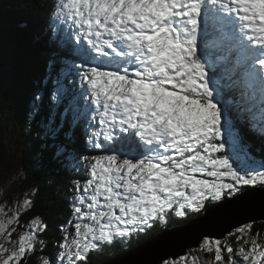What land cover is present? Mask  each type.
<instances>
[{"label":"snow or ice","instance_id":"snow-or-ice-1","mask_svg":"<svg viewBox=\"0 0 264 264\" xmlns=\"http://www.w3.org/2000/svg\"><path fill=\"white\" fill-rule=\"evenodd\" d=\"M54 8L57 18L75 28L74 55L82 61L66 65L65 74L76 70L80 98H90L95 107L70 102L59 125L54 107L47 128L55 138L71 113L72 128L87 121L88 146L103 154L72 157L89 176L73 208L79 222L60 245L59 259L43 258L41 264L83 262L101 244L166 222L170 212L184 217L187 209L200 211L210 200H241L244 186H264V171L234 166L247 153L214 71L226 57L212 51L224 46L223 28L230 26L228 52L235 56L230 78L248 99L259 94L253 119L264 130V0H58ZM210 27L218 33L212 41ZM54 63L49 61V74ZM54 83L51 99L59 105L64 88L59 77ZM31 203L23 200L25 208ZM15 213L0 207V240L11 241L19 208ZM46 228L37 216L13 247L0 243V264H23L38 244L45 247L40 234ZM251 228L244 224L236 232L247 235ZM243 243L251 248L238 249L242 261L264 264V244L255 238ZM199 250L214 253L215 264H237L233 247L221 239L205 237ZM197 260L192 256L191 264ZM164 264L189 261L181 256Z\"/></svg>","mask_w":264,"mask_h":264},{"label":"trees","instance_id":"trees-1","mask_svg":"<svg viewBox=\"0 0 264 264\" xmlns=\"http://www.w3.org/2000/svg\"><path fill=\"white\" fill-rule=\"evenodd\" d=\"M56 3L58 0H0V110L2 111L0 112V151L10 161L21 159L23 175H18L19 187L21 190H32V203L24 214L26 222L29 218L38 216L47 225L46 230L40 234L45 247L41 249L38 244L36 251L28 255L25 264H39L43 258L53 259L59 243L73 231L76 223L73 212L74 199L77 192L82 189L86 173L77 169V163L67 161L65 153L60 152L58 155L59 149L64 148L63 145L72 140V146L78 150L75 152L80 161L83 160V155L90 157L96 153L88 150L85 138L83 139L81 134L86 121L81 120L75 128H72L65 118L63 123L65 129L61 128L55 138L47 128L53 107L56 108L58 121L61 119L58 111L61 109L64 112L70 105L64 95L59 105L51 97L56 92L55 79L59 77L61 82L66 81L65 66L70 68L75 64L76 59L75 44L72 40L66 39L70 31L64 29L65 21H61L54 14ZM50 60H55L51 74H49ZM74 71L75 69L72 70ZM62 84L65 91L64 82ZM76 89L77 86H74L70 90L72 100L77 98L74 94ZM37 96L41 99L38 102V110H34ZM232 97L234 102L239 101L241 104L234 106V112L236 116L239 113L243 116L250 130L248 134L250 144L251 141L255 142L252 147L258 153L259 159L264 160V136H257L246 119V112L256 111L255 106L251 108L252 110L241 111V108L247 105L252 107L254 103L250 100L245 102L241 92L238 93L237 90L232 91ZM69 115L72 119L71 113ZM56 124L58 125V122ZM69 131L72 132L71 138L65 136ZM14 148L16 150L12 153ZM16 154H20V157L14 156ZM212 202L207 201L205 208ZM205 208L200 211L187 209L184 217H178L170 212L166 222L156 221L147 230H141L130 236L128 243L114 240L111 244L99 247L90 252V256L85 261L77 264H107L140 247L164 231L167 226L186 224L197 219ZM258 223L261 225L258 231L254 232L251 228L248 234L243 236L232 231L231 235L228 234L222 240L233 247L232 258L237 264H244L238 249L251 248L250 243L247 245L243 243L245 239L255 238L258 243L264 244V221ZM238 236H241V239L238 240ZM194 250L195 252L191 251L190 254L193 253L192 256L198 257L197 264H215L214 253L200 251L199 246ZM223 256L225 261L229 259L226 250L223 251ZM178 259L179 257L167 261Z\"/></svg>","mask_w":264,"mask_h":264},{"label":"water","instance_id":"water-1","mask_svg":"<svg viewBox=\"0 0 264 264\" xmlns=\"http://www.w3.org/2000/svg\"><path fill=\"white\" fill-rule=\"evenodd\" d=\"M264 221V187L244 189L241 200L228 197L215 201L195 220L181 229L169 228L115 261L124 264H162L171 257L185 254L190 246L199 245L205 237L224 239L233 229L248 223ZM194 240L191 245L190 241Z\"/></svg>","mask_w":264,"mask_h":264},{"label":"rangeland","instance_id":"rangeland-1","mask_svg":"<svg viewBox=\"0 0 264 264\" xmlns=\"http://www.w3.org/2000/svg\"><path fill=\"white\" fill-rule=\"evenodd\" d=\"M68 27H69V22H68L67 25H65V29H67ZM41 35H43V34H41ZM216 79H218L217 76H216ZM39 84H40V82H38V85ZM41 85L43 86L42 83H41ZM64 97H65V100H68V96L66 95V93H64ZM0 106H1V104H0ZM0 112H2V111L0 110ZM61 113H62V110L60 109L58 111V114L60 115ZM50 114H52V113H50ZM57 122H58V125H59L60 122H61V119L58 120V121L56 120V123ZM62 129H65L64 125H63ZM72 144H73L72 140L68 141V144H64L63 145L64 148H63L62 152L66 154L67 161H70V163H74L75 164V163H77V160L72 159V157L73 156L78 157L76 152H75V151H78V150L75 147H73ZM69 146H70V148H69ZM15 148L12 149V153L16 150ZM14 156L20 157V154H16ZM14 158H12V159H14ZM15 160L16 161L8 160L6 158V155H4V153H2L0 151V207L4 208L5 209V213L6 214H10V215H15L16 214L15 210L17 208H19V210H20V214H19V218H18L17 223L13 224L11 226V229H10L13 232L12 237H11V241L0 240V243H5V246L8 247V248H11V247L14 246V244L12 242L18 240V237L20 235H22L23 232L28 229V227L31 224V220H32V219L29 218L28 222H26V216L24 214L28 211L30 206L28 208H25L23 206V200L24 199H29V200L32 201V198H31L32 190H21L20 189L18 175H23L22 170H21V167H22L21 166V159L20 160L15 159ZM261 165H264V161L263 162H259V161H257V159L253 160V159H251V158H249L247 156L244 159H242V160H238L236 162V164H234V166H245V167H249L250 169L251 168H255L258 171H264V167H261ZM88 178H89V176H88V174L86 172L85 179L87 180ZM79 192L80 191L77 192L76 197L78 195L82 194L83 189H82L80 194H79ZM76 197L74 199L75 205H76ZM0 218H3V217H0ZM76 222H79V221L77 220ZM85 222H88V221H85ZM185 225L186 224H184V223L181 224V225H176V226H171L170 225V226H167L165 228V230H167L169 228L181 229ZM260 228H261V225H259L258 222L252 224V229L254 230V232L258 231ZM236 229H234L233 231H236ZM71 235H74V230L71 232ZM68 238H71V237L68 236ZM211 239H216V237L211 238ZM63 242H64V240H62L59 243L58 249L55 251V258L52 259V261H56V260L59 259V255L58 254H59L60 251L63 250L60 247V245ZM193 243H194V240H191L190 244L192 245ZM198 246L199 245L190 246L187 249V251L185 252L186 255L182 254V255H180L178 257L180 258L181 256H187L188 257V261L190 263L191 262L190 261L191 256L193 255V253L191 255L190 252L191 251L195 252L194 249H196ZM189 250H190V252H188ZM194 254H196V253H194ZM171 258H173V257H171ZM27 259H28V256L24 259L23 264L26 263ZM111 261H114V260H111ZM125 262L126 261H118V262L115 261V262H112V264H124ZM39 264H41V262ZM65 264H67L66 261H65Z\"/></svg>","mask_w":264,"mask_h":264},{"label":"bare ground","instance_id":"bare-ground-1","mask_svg":"<svg viewBox=\"0 0 264 264\" xmlns=\"http://www.w3.org/2000/svg\"><path fill=\"white\" fill-rule=\"evenodd\" d=\"M227 33L231 36V28H230V26H229V30L227 31ZM228 56H230V58H231V57L234 58V55H229V54H228ZM234 59H235V58H234ZM234 59L231 60V61H229L228 64H229V65L232 64V63L234 62ZM257 66H258V64H257ZM75 74H76V72H75ZM77 83H78V85L81 86V88H82L81 80H80V79L77 81ZM78 85H77V86H78ZM85 87H86V85H85ZM81 90H82V89H81ZM227 100L230 101V100H232V99H231V98H227ZM206 207H207V206H206ZM119 241H120V240H119ZM133 250H134V249H132L131 251H133ZM124 255H125V254H124ZM170 259H171V258H170ZM168 260H169V259H168ZM165 261H167V260H165ZM165 261H164V262H165Z\"/></svg>","mask_w":264,"mask_h":264},{"label":"clouds","instance_id":"clouds-1","mask_svg":"<svg viewBox=\"0 0 264 264\" xmlns=\"http://www.w3.org/2000/svg\"><path fill=\"white\" fill-rule=\"evenodd\" d=\"M256 223V222H255Z\"/></svg>","mask_w":264,"mask_h":264}]
</instances>
